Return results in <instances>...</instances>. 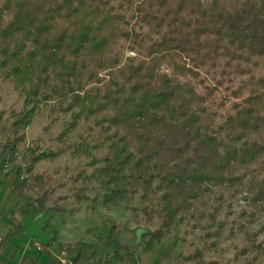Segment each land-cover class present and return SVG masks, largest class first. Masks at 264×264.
Segmentation results:
<instances>
[{
	"label": "trees",
	"instance_id": "16d2710c",
	"mask_svg": "<svg viewBox=\"0 0 264 264\" xmlns=\"http://www.w3.org/2000/svg\"><path fill=\"white\" fill-rule=\"evenodd\" d=\"M0 82L22 98L0 127L8 133L0 172L15 162L42 108L68 113L57 137L76 131L71 152L89 158L90 172L77 176L94 182L92 199L122 203L137 220L138 212L158 219L140 232L141 252L194 208L216 211L228 195L264 211V0H0ZM63 150L37 140L25 148L12 186L18 198L36 195L23 212L53 208L55 178L33 168ZM87 188L73 195L88 198ZM136 195L145 201L134 205ZM103 224L110 226L99 264H140L116 223ZM56 238L53 229L45 244ZM55 243L69 264L99 257L84 238ZM43 264L64 261L48 255Z\"/></svg>",
	"mask_w": 264,
	"mask_h": 264
},
{
	"label": "rangeland",
	"instance_id": "374dc122",
	"mask_svg": "<svg viewBox=\"0 0 264 264\" xmlns=\"http://www.w3.org/2000/svg\"><path fill=\"white\" fill-rule=\"evenodd\" d=\"M21 104L22 98L12 85L0 82V127L7 126L10 110L19 109ZM66 118L68 113L52 111L49 106L42 108L27 127L25 142L20 145L15 162L6 164V173L0 172V264H25L26 258H35L43 264L48 255L69 264L66 253L59 250L55 242L78 238L95 243L99 257L94 264H99L107 251L105 237L110 224H103L107 219L116 223L120 239L133 246L140 264H264V211L243 199H236L238 196L229 195L216 211L204 206L194 208L192 215L178 226L171 227L161 244L149 252H141L140 232L153 229L158 219L147 222L138 212L140 220H137L134 210L122 203L104 201L101 196L92 199L96 190L90 186L94 182H83L77 176L82 168L86 173L90 172L89 158L74 156L71 152V142L78 140L76 131L63 141L57 137ZM7 135L6 129L0 130V144L5 142ZM35 140L42 149L58 150L62 147L64 150L37 161L33 168L34 171L46 169L54 176L56 187L47 203L53 208L28 214L22 211V207L36 193L25 190L18 198L12 181L17 165L24 170L27 163L25 148ZM104 149L96 148L93 152L100 156ZM83 184L88 186V198L76 199L73 190ZM144 201L136 195L133 204ZM243 209L244 213L241 212ZM250 210H253L252 215ZM209 212L214 218L207 214ZM217 219L223 220L222 224ZM53 229L57 230V238L47 245Z\"/></svg>",
	"mask_w": 264,
	"mask_h": 264
},
{
	"label": "built area",
	"instance_id": "2783aa9c",
	"mask_svg": "<svg viewBox=\"0 0 264 264\" xmlns=\"http://www.w3.org/2000/svg\"><path fill=\"white\" fill-rule=\"evenodd\" d=\"M5 166H6V164H5ZM2 171H5V168H4ZM0 238H1V237H0Z\"/></svg>",
	"mask_w": 264,
	"mask_h": 264
}]
</instances>
